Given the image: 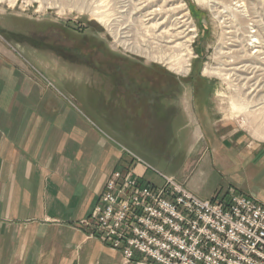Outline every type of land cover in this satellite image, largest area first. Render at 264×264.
Instances as JSON below:
<instances>
[{"label":"rangeland","instance_id":"374dc122","mask_svg":"<svg viewBox=\"0 0 264 264\" xmlns=\"http://www.w3.org/2000/svg\"><path fill=\"white\" fill-rule=\"evenodd\" d=\"M121 1L0 0V43L4 47L0 54L1 75L6 76L5 80L15 81L12 91L26 86L23 81L28 85V98L3 100L2 106L54 109L49 117L51 127L65 122L67 142L74 139V125L81 124L83 130L93 129L99 140L122 147L124 157L119 167L106 175L99 197L106 190V183L113 172H123L126 164L134 172L137 163L143 165L144 171L136 172L134 176L141 181H149L155 187L171 178L189 194L204 200L226 195L231 189L245 194L233 184H218L223 176L229 174L230 167L222 172L224 163L212 165L207 160L208 153L219 143L227 148L238 147L240 140L239 151L243 149V161L249 158L248 151L253 157L264 148V85L260 89V81L254 84L256 76L264 80V0H177L184 4L195 26L191 33L190 65L185 73H177L156 58H148L123 46L122 39L127 40L130 46L133 44L138 49L152 51L154 57L161 53L158 43L150 37L151 30L139 21L141 17L138 14L126 20L133 18L130 23L115 17ZM155 3L160 5L162 0ZM91 10L103 13L107 24L91 16ZM110 23H115L118 28H115V36L112 29H108ZM59 26L78 32L75 35L82 38L79 43L106 51V55L96 54L95 58L101 64L125 63L129 66V77L145 83L147 91L153 92L157 87L156 90L162 94L151 104L146 100L129 101V111L111 110L109 81L104 76L94 79L90 73L94 80L81 83L78 75L84 73L81 75L60 63L61 60L44 55L36 48L18 44L3 32L7 29L41 33L48 28L58 31ZM147 26L150 27L151 23ZM123 29L125 32L129 29V32L125 33ZM242 44H250L246 51L248 57H238L244 54L236 51ZM254 50L258 51L254 53ZM225 63L231 65L226 66ZM242 64L261 68L254 75L250 74L251 70L245 73L229 70L230 66L238 68ZM220 67L229 68L226 70L229 76L225 77L223 73L226 71L219 70ZM204 69L215 70L216 73L207 74ZM235 74L249 82L238 79ZM93 76L97 74L93 73ZM253 84L255 87L259 84V87L253 89ZM2 90L5 91L4 88ZM196 111L198 118L193 115ZM57 113L60 116L54 115ZM131 156H134V161L127 159ZM260 159H255L257 164L263 163ZM254 165L255 162L251 164ZM191 185L200 189L202 194L216 188L212 195L200 197L192 191ZM245 195L259 202L254 194ZM82 220L78 222L89 237V230ZM120 255L109 256V264H123ZM146 258L150 264H157ZM129 264L145 263L140 254L135 253Z\"/></svg>","mask_w":264,"mask_h":264},{"label":"crops","instance_id":"0c3cea01","mask_svg":"<svg viewBox=\"0 0 264 264\" xmlns=\"http://www.w3.org/2000/svg\"><path fill=\"white\" fill-rule=\"evenodd\" d=\"M1 74L0 264H109V256L120 253L88 237L78 221L97 206L106 175L124 157L122 147L99 140L81 124L74 125V139L67 142L65 122L51 127L54 109L3 107V100L28 98V85L23 81L26 86L12 91L15 81ZM240 142L238 147L212 146L207 161L224 163L222 172L231 169L218 184H233L264 202V148L253 157L248 151L243 161ZM257 158L263 163L257 164ZM134 170L143 173V165L137 163ZM190 188L207 197L216 187L206 194Z\"/></svg>","mask_w":264,"mask_h":264},{"label":"built area","instance_id":"2783aa9c","mask_svg":"<svg viewBox=\"0 0 264 264\" xmlns=\"http://www.w3.org/2000/svg\"><path fill=\"white\" fill-rule=\"evenodd\" d=\"M126 165L82 224L89 237L157 264H264V204L235 192L200 199L171 178L155 187Z\"/></svg>","mask_w":264,"mask_h":264},{"label":"bare ground","instance_id":"6f19581e","mask_svg":"<svg viewBox=\"0 0 264 264\" xmlns=\"http://www.w3.org/2000/svg\"><path fill=\"white\" fill-rule=\"evenodd\" d=\"M156 1L157 0H122L121 2H119L120 5H118L119 7L116 8L114 15H116L115 17L123 18L124 21H126V20H128L129 17L131 18L132 15L138 14V16L141 17L140 18L141 20H139V21L140 22L143 21V25H146V28H148V30H151V32H150L151 36L150 37H152L151 39H153L156 42V44L158 43L160 49H158V48L157 49L160 50L161 53L159 52L157 54V57H154L152 54V51H150V50L146 51L145 49H141V48L138 49V47H133V44H132V46H130L129 43L126 42L127 40L125 41L122 39L120 42H122L123 46H125L127 49H130L131 51L137 52L139 54H143L148 58H156L158 61H160V62L162 61V63L168 64L167 66H169L171 69H174V71H176L177 73H185L188 70V67L190 65L189 60H190V57L192 55V51H191L190 46H191V42H192V38H193L191 36V33H192V31H194V27H195V26L193 27V25H192L193 21H191L189 19V12L187 11V9H185L183 7L184 4L182 2L177 1V0H162V4L156 5L157 4V3H155ZM217 12H220V11H217ZM90 15L97 18L98 21L102 22L103 24H107V23H105V22H107V20L106 21L104 20L103 13L91 10ZM172 15H176V16L174 18H172ZM134 19H135V17H134ZM142 19H144V20H142ZM117 21H116V23H118ZM131 21H133V18L131 20H129L128 22L130 23ZM140 22H138V23H140ZM123 23H122V25H124ZM147 23H149V24L151 23V26H150L151 28L149 26H147ZM127 25L125 26L126 29H127ZM137 26H138V24H137ZM115 28H117L115 23H114V25H113V23L109 24L108 29H110V30L112 29V33H114V36L118 30V28H117V30ZM122 28H124V27H122ZM138 28H139V26H138ZM124 32H125V30H124ZM128 32H129V29L126 30L125 33H128ZM120 33H121V31H120ZM126 36H127V34L124 35V37H126ZM119 37H120V34H119ZM128 41H130V40H128ZM154 41H152V42H154ZM152 42H151V44H152ZM248 45H250V44H248ZM248 45L242 44L241 47L238 50H236L238 52L244 53L242 56H238L239 58L240 57L244 58L246 56L248 57V55L246 53V51L249 50ZM255 46L256 45H253V47H255ZM148 47H147V49H148ZM257 51L258 50H254V53ZM153 52H154V48H153ZM254 56H256V55H254ZM224 65L229 66L231 64L225 63ZM259 67L253 66V65L251 66L248 64L247 65L242 64V65L238 66V68H236V66L235 67L230 66V69L229 68L224 69L222 67H220L218 69L221 71H224V70L226 71L229 69L230 71L235 70L234 72L241 71L242 73H245L246 71L251 70L250 74L254 75L255 72H257V70L261 68V67L260 68ZM204 72H206L207 74L216 73L215 70L208 71L207 69H204ZM226 72L223 73V75L225 77H227V75L229 76V73L228 72L226 73ZM217 73H219V72H217ZM235 75L237 76L238 79H244V80L248 81V79L244 78L243 76H239L238 74H235ZM257 75L261 76L262 74L258 73ZM255 79L256 80H255L254 84H256L257 81H260L262 83L260 89L263 88L264 80L262 78H258L257 76L255 77ZM254 84H253V86H254L253 89L259 87L258 86L259 84H257V87H255ZM127 154L131 155L129 152ZM127 159H131L132 161H134V156L128 157ZM133 173L135 174L136 171H134Z\"/></svg>","mask_w":264,"mask_h":264},{"label":"flooded vegetation","instance_id":"af4514ba","mask_svg":"<svg viewBox=\"0 0 264 264\" xmlns=\"http://www.w3.org/2000/svg\"><path fill=\"white\" fill-rule=\"evenodd\" d=\"M3 30L7 37L15 40L18 44L36 48L44 55L56 57L59 62L61 60L60 63L72 70H76L81 75L84 73L82 76L78 75L81 83L87 84L90 83V80L93 81L95 78L104 76L109 81L108 96L111 110L117 109L120 111L127 109L129 111L131 108L129 101L140 102V100H146L148 104H151L152 101L156 100V97L162 94V91L156 90L157 87H154L153 92L147 91L145 83L129 77V72L127 71L129 66L125 63L101 64L95 58L96 54L100 52L102 55L104 53L106 55V51L87 43H79L82 38H78L75 34L79 33L74 30L72 33L60 26L58 31L48 28L41 33H36L37 31L24 33L21 31ZM90 73H92L94 79L89 76ZM93 73H96L97 76H93ZM99 74H102V76ZM148 89L150 90L151 88L148 87Z\"/></svg>","mask_w":264,"mask_h":264}]
</instances>
